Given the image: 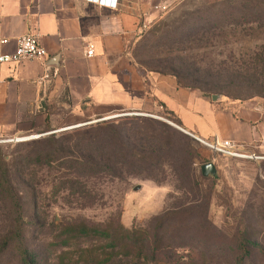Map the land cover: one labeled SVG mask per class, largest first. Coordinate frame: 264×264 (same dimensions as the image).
<instances>
[{
  "label": "rangeland",
  "instance_id": "374dc122",
  "mask_svg": "<svg viewBox=\"0 0 264 264\" xmlns=\"http://www.w3.org/2000/svg\"><path fill=\"white\" fill-rule=\"evenodd\" d=\"M195 4H203V0H196ZM166 18L167 16L146 28L140 39L144 42L139 46L140 41H138L139 44L132 47L129 55L135 63V59L149 62L156 56L161 59L181 57L175 51L169 53L163 51L158 54V47L154 45V39L149 36L153 30L162 31ZM233 41L232 44L223 41L219 44L220 47L210 50L203 51L202 48L189 55L183 54L181 58L186 60L185 56H188L190 57L187 59L188 63L193 64L191 71L195 72V81L192 86L200 88L207 95H216L215 92H220L222 99L227 101L221 107L231 111L246 105H254L264 110V81L258 75L259 72L252 70L246 73L228 69L233 62L237 64H242L244 60L251 62L260 43L246 39ZM177 59L182 65L181 60ZM119 114L122 112H112L95 118L85 117L83 120L76 119L75 122L68 120L64 123V120L59 119L53 124L55 128L51 132L39 134L34 131L26 135L2 138L9 142L0 144V149L9 161L13 155L33 151L32 147L21 144L52 134L60 135L67 131L117 120L122 123L128 121L136 123L138 118L154 120L163 124L154 125L156 131L162 133L163 138L159 143L156 142L159 148L163 149L162 154L165 158L163 173L156 172L154 177L160 185L151 181V177L146 172L127 173L124 175L123 183L113 190L116 194L114 199L110 200L107 197L92 209H82L81 206L73 205L70 201L56 196L50 188H43L42 195L39 196L41 200L39 213L35 215L30 213L32 221L42 225L52 222L60 224L69 219L100 221L108 224H114L119 220L122 230L137 229L143 232L145 240L150 241L149 245L147 244L148 248L155 239L159 238L160 248L168 254V260L162 264H177L179 260H185L186 256H189L186 254L194 256L197 264H264V153L247 147L243 149L250 156H254L252 159H234L217 154L206 145L171 126L172 124L179 127L167 113L162 111L155 115L161 119L132 115L105 120ZM85 124L86 126L77 128ZM167 146H171L170 152L169 148H165ZM186 151L190 157L185 154ZM179 152H181L180 156ZM209 163L215 164L217 168L216 178L202 176L201 167ZM183 170L185 175L175 174ZM188 170H190L189 177H187ZM53 172L49 169L42 172L41 177L45 179L43 181L45 186L52 181ZM191 176H195L194 182L190 180ZM137 187L139 188L135 190ZM124 188H126L125 196L122 197L120 191ZM189 213H192V218L189 217ZM165 217L168 220L157 235V222ZM10 218L12 215L9 207L0 201V240L10 230ZM30 232L28 241L31 250L40 253L41 263L61 264L54 249L46 248L49 241L48 230ZM205 235H215L218 238L217 242L220 243L210 242L211 239L208 242L201 240ZM242 235L255 244L249 263L242 260L243 254L239 246V238ZM68 253L76 261L80 251L77 248ZM204 255L206 258L203 257ZM9 260L13 261L11 264H17L14 255L0 253V264ZM113 264L158 263L147 258L117 257Z\"/></svg>",
  "mask_w": 264,
  "mask_h": 264
},
{
  "label": "trees",
  "instance_id": "16d2710c",
  "mask_svg": "<svg viewBox=\"0 0 264 264\" xmlns=\"http://www.w3.org/2000/svg\"><path fill=\"white\" fill-rule=\"evenodd\" d=\"M195 1L184 0L175 5L167 15L162 31L156 29L149 33L151 39H154V45L158 47V54L175 51L183 57V54L189 55L202 48L206 51L220 47L223 41L228 44L239 39L254 41L260 44L251 62H233L228 69L246 73L255 70L264 81V0H203L200 5H196ZM141 41L139 46L144 42ZM181 57L177 58L183 66L177 62V58L161 59L156 56L149 62L135 60L147 73L172 78L179 88L200 92L212 105L227 109L221 107L227 103L226 100H212L220 92L207 95L200 88L192 86L195 81V72L191 71L193 64L188 63L190 57L185 56L186 60ZM168 115L180 128L186 130L176 117ZM156 124L163 125L142 118H138L136 123L117 120L60 135L52 134L21 144L32 147L33 151L13 155L9 161L0 149V201L9 207L12 215L10 230L0 240V253L14 255L17 264H42L40 253L31 250L28 235L32 230H48L46 248L54 249L61 264H113L117 257L147 258L158 264L166 262L168 254L160 248L159 238L148 248L150 241L145 240L143 232L137 229L122 230L119 220L108 224L69 219L60 224L52 222L41 225L34 223L30 215L39 213V196L43 188H50L56 196L82 209H92L107 197L114 199L116 194L113 190L123 183L127 173L146 172L151 181L160 185L154 177L156 172L163 173L165 158L163 149L156 144L163 139L162 133L154 128ZM54 128L48 117L45 127L35 131L44 134ZM170 147L165 148H169L170 152ZM185 154L190 157L187 151ZM45 169L54 171L52 181L46 186L43 182L45 179L41 177ZM179 173L183 176L185 170L175 172ZM189 174L190 170L187 177ZM190 180L194 182L195 176H191ZM125 191L126 188L120 191V196L124 197ZM189 217L192 218V213H189ZM167 220L165 217L157 222V235ZM210 239V242L220 243L215 235H205L201 240L208 242ZM254 245L244 235L239 238L245 263L251 261ZM77 248L80 253L75 261L68 252ZM186 255L189 256L177 264H197L194 256ZM203 257L206 258L205 255ZM6 262L2 263L11 264L13 261Z\"/></svg>",
  "mask_w": 264,
  "mask_h": 264
},
{
  "label": "crops",
  "instance_id": "0c3cea01",
  "mask_svg": "<svg viewBox=\"0 0 264 264\" xmlns=\"http://www.w3.org/2000/svg\"><path fill=\"white\" fill-rule=\"evenodd\" d=\"M92 1L0 0V56L12 54L16 40L28 34L48 53L43 61L0 65V139L40 130L48 117L53 125L112 112L162 111L209 144L232 141L264 153L263 109L214 106L202 93L149 74L131 58L144 30L170 13L157 8L162 0H118L116 9ZM100 2L109 6L114 0ZM92 45L95 53L88 57Z\"/></svg>",
  "mask_w": 264,
  "mask_h": 264
},
{
  "label": "built area",
  "instance_id": "2783aa9c",
  "mask_svg": "<svg viewBox=\"0 0 264 264\" xmlns=\"http://www.w3.org/2000/svg\"><path fill=\"white\" fill-rule=\"evenodd\" d=\"M174 0H162L161 4L157 7L164 13H169L174 7ZM91 3L98 4L102 7H107L111 9H116L118 7V0H114V3L109 6H104L101 4L100 0H94ZM8 40H4L2 42L3 45L8 44ZM95 53L94 46H90L89 50L87 52V56L91 57ZM48 53L47 51L39 44L38 37L34 34H28L24 37L18 38L16 40V49L12 54H4L0 56V65H10V66H16L24 61H34V60H40L43 61L46 59ZM48 76L43 77V81L47 80ZM149 116L154 119H161L159 117L148 115V114H140V113H122L119 115H115L112 117H125V116ZM110 117V118H112ZM106 119V118H105ZM19 140L18 138H16ZM22 140V139H21ZM11 141V140H10ZM9 142L7 139L3 140L0 139V144ZM207 143V142H206ZM207 147L212 149L215 153L223 155L228 158H234V159H252L254 156H250L247 154L244 149L239 146L237 143L232 141H223V142H216L214 143H207Z\"/></svg>",
  "mask_w": 264,
  "mask_h": 264
},
{
  "label": "water",
  "instance_id": "95a60500",
  "mask_svg": "<svg viewBox=\"0 0 264 264\" xmlns=\"http://www.w3.org/2000/svg\"><path fill=\"white\" fill-rule=\"evenodd\" d=\"M212 100L214 102H219L222 100V96L220 95H217V96H213ZM114 118H117V117H112V118H107L105 120H110V119H114ZM83 126H86L85 125H80L78 126L77 128L79 127H83ZM171 126H173L174 128H176L177 130L181 131L182 133L186 134L187 136L193 138L194 140L206 145L207 143L199 138H197L195 135L185 131L184 129L180 128V127H177V126H174L171 124ZM201 173H202V176L205 177V178H208V177H214L216 178L217 175H218V172H217V168L215 166V164L213 163H209V164H205L201 167ZM139 187L135 188V190H137Z\"/></svg>",
  "mask_w": 264,
  "mask_h": 264
}]
</instances>
